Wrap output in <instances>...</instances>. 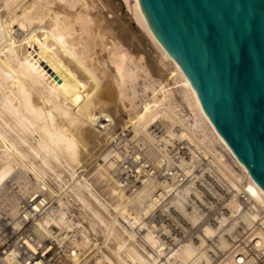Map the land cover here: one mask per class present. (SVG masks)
<instances>
[{"label":"bare ground","instance_id":"6f19581e","mask_svg":"<svg viewBox=\"0 0 264 264\" xmlns=\"http://www.w3.org/2000/svg\"><path fill=\"white\" fill-rule=\"evenodd\" d=\"M122 1L155 47L151 67L144 49L126 44L128 23L105 24L109 32L97 18L89 24L86 0H76L74 17L64 0H0V191L16 183L26 193L32 176L16 179L28 171L39 180L34 193L47 190L43 177L52 173L111 235L108 252L82 226L53 264H264V190L205 114L139 0ZM91 162L111 204L85 176ZM51 223L72 222L52 209L34 230L44 237L39 228L47 233Z\"/></svg>","mask_w":264,"mask_h":264},{"label":"water","instance_id":"95a60500","mask_svg":"<svg viewBox=\"0 0 264 264\" xmlns=\"http://www.w3.org/2000/svg\"><path fill=\"white\" fill-rule=\"evenodd\" d=\"M202 109L264 190V0H139Z\"/></svg>","mask_w":264,"mask_h":264},{"label":"built area","instance_id":"2783aa9c","mask_svg":"<svg viewBox=\"0 0 264 264\" xmlns=\"http://www.w3.org/2000/svg\"><path fill=\"white\" fill-rule=\"evenodd\" d=\"M108 123L110 122L105 121V124ZM45 183L48 189L35 193L34 184L24 194L18 191L16 183L13 184H16L17 190L11 184L6 186L12 189L9 193L0 191V196H4L0 199V264H52L61 256L63 246L69 244L70 238L83 229L84 225L72 218L69 203L75 197L72 191L62 183L57 190L51 189L46 180ZM238 198L241 202H247L244 193H238ZM13 206L19 212L16 219L11 215ZM52 209L62 210L72 223L67 227L51 223L47 226V233L39 228L44 234L41 237L34 228ZM26 212L30 213L26 216ZM26 240L34 245L35 250L27 245Z\"/></svg>","mask_w":264,"mask_h":264},{"label":"rangeland","instance_id":"374dc122","mask_svg":"<svg viewBox=\"0 0 264 264\" xmlns=\"http://www.w3.org/2000/svg\"><path fill=\"white\" fill-rule=\"evenodd\" d=\"M64 1L66 3L71 4L72 5V9H70L68 6L63 5V4L61 6L65 7V9H67V12H69L70 15H72L74 17L78 13V10L81 9L80 5L78 4V6H77L76 0H64ZM86 3H87L88 6L84 7L85 9L83 8V11L85 10L84 13L85 14L87 13L89 18H90V23L89 24L91 26H93V24L95 23V20L97 18L96 21L99 20V22L101 24L100 26L103 27V29H105V30H103V32H109V30H111V28H110L107 31V29L104 28L105 26H107L105 24L111 23V24L117 25L118 23L119 24L128 23L130 25V27H131V30H132L134 36H133V39H127L126 40V44L128 45V47H130L131 43L135 42L137 45L134 44V46L139 47V49H141L142 51L145 50L146 53H142L143 57H144V60L148 64V66L151 67V57L154 56L155 47L151 43V41L148 39V37L144 33V31L134 21L133 17H131V14H129V11H128L127 7H126V5L124 4V2L122 0H108L106 4H104L100 0H86ZM76 27L78 28V25L75 24V30H77ZM95 48H97V46ZM136 87H137V89L139 88L138 85H136ZM0 126L1 127L3 126L1 121H0ZM8 135L13 137V138H15V134H13L11 132H9ZM106 147L105 148L108 149V147H110V145L109 146L107 145ZM24 150L27 151L26 148H24ZM98 152H99V150L96 153H98ZM102 153H100V155L98 156L97 162H99V163L103 162V160L101 158ZM91 163H89V165L91 167L89 165L86 166V168H87L86 170L87 171L84 172L86 174L85 176L87 177V175H88L87 179L89 180V182H91V185L96 181V183H94L92 186L94 187V189L98 193H100L102 196L105 197V193L108 195L107 190L105 188L107 186V183H105L106 181H104V183H103V181H102L103 178L99 177L100 175L97 174V170H95L96 173H93V172H95L93 170L96 169V167H95L96 164H95V162H91ZM93 174H94V177L96 176V179H94ZM25 175L32 176L31 178H29V181L27 182V186L29 188L35 182V180L33 179L35 177L32 174V172H30V171L23 172V173H21V176H19L16 180L22 179L23 176H25ZM43 178H45V180L47 181V183L49 184L51 189H53V190L60 189L58 187V185L61 184V182H59V179H57L54 175H52V173L46 174ZM93 180H95V181H93ZM37 181H39V180H37ZM103 184H106V186L103 185ZM6 186L8 187L9 185L7 184ZM15 186H16V184H12L13 189L17 190V187L15 188ZM54 186H55V188H54ZM103 186H105V187H103ZM11 190L12 189H10V188H4L1 191L5 192V193H9ZM107 195H106L105 199L107 198ZM3 198H4V196L1 195L0 199H3ZM106 200L111 204V202H110L111 201V197L110 198L108 197ZM69 203H70V210L72 212L73 220H75L76 222L80 221L84 225V227L87 229V232L89 234L88 236L95 243H97V245H99L100 248L102 247L103 250L111 252V247L113 246L114 243L111 241V235H107L106 234V228L104 227V225H102L101 223L97 222L96 219L94 220V217L92 216V214L87 209H85L83 207V205L77 200L76 197L70 199ZM243 230L244 229H242L241 227H239V229H238V231L241 232L240 234H243L246 231V230H244V231ZM246 233H248V230H247ZM78 235L80 236V234H78ZM70 246H71L70 244H67V246H63V250H65V251L67 250L68 251ZM96 247L97 246L94 247V246L91 245L92 249L89 247L90 249L87 252H85V254H87V257H86L87 259L88 258H90V259L92 258L91 255L94 254L92 252H95V250L97 249ZM65 251H63V253H61L62 254L61 255L62 257H60L61 260L66 258L65 255H63ZM89 251H90V253H89ZM60 259L57 258V260H55L54 262H59V261H61ZM77 264H80V262H78Z\"/></svg>","mask_w":264,"mask_h":264}]
</instances>
